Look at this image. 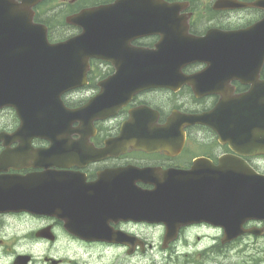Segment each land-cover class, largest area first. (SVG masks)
<instances>
[{
	"label": "flooded vegetation",
	"instance_id": "obj_1",
	"mask_svg": "<svg viewBox=\"0 0 264 264\" xmlns=\"http://www.w3.org/2000/svg\"><path fill=\"white\" fill-rule=\"evenodd\" d=\"M75 1L63 0L66 17L115 0L90 2L79 10ZM250 9L252 18L240 25L231 23L236 10L168 13L172 21L144 28L135 23L140 17L135 11L105 14L98 23L105 31L100 41L104 55L90 60L83 87L62 95L69 108L86 107L99 97V108L93 107L95 112L87 113L82 124L71 123L65 112L63 125H39L32 135L20 130L15 107H1L0 258L13 254V264H215L217 258L220 264H262L263 258L254 255L235 260L236 241L223 242V226L199 220V199L190 188L199 174L226 178L215 174L223 157L243 159L264 174V45L257 43L255 55L248 54L251 38L244 34L233 38L243 47L236 53L216 30L245 29L263 19V10ZM112 19H122L123 28L116 31ZM187 25L196 38L184 34ZM68 26L73 32L69 37L84 30ZM163 33L193 44L194 56L177 63L171 87L162 85L165 79L146 76L124 84L111 79L117 63L130 65L137 48L157 50ZM222 99L225 141L214 128L187 120L212 111ZM233 121L240 122V131ZM161 130L165 139L148 147H124L119 140L123 131ZM24 184L35 196L22 200L26 207L18 211H4L1 194L8 185L22 193ZM157 211L167 214L158 219ZM245 225L263 227L264 222ZM204 230L219 234H199ZM8 243H31L33 252L9 251ZM161 257L165 263L158 262Z\"/></svg>",
	"mask_w": 264,
	"mask_h": 264
},
{
	"label": "water",
	"instance_id": "obj_2",
	"mask_svg": "<svg viewBox=\"0 0 264 264\" xmlns=\"http://www.w3.org/2000/svg\"><path fill=\"white\" fill-rule=\"evenodd\" d=\"M41 0H0V106L13 103L17 105L22 118V126L37 125L36 115L41 111L46 116L55 105V113L51 124H62L59 116L60 95L65 90L82 84L88 68V59L91 56L102 57L99 43L105 31L99 29V21L105 20V14L123 13L121 5H105L91 9H85L80 14L72 16L71 21L83 24L88 23L84 32L67 41L50 43L47 37V27L34 21L33 7ZM121 2L124 0H120ZM126 7L140 13L135 23L144 28L146 23H158L172 21L168 13H176L183 5L180 2L165 4L162 0H142L136 3L133 0L125 1ZM117 4V3H116ZM115 5V6H114ZM114 6V8H112ZM245 6H257L264 8V0L246 2L241 0H216L215 9L240 8ZM155 7H158L156 9ZM164 8V9H163ZM153 15L155 17L147 18ZM112 27L119 31L123 28L122 19H112ZM147 26V25H146ZM188 30V28H185ZM255 32V36L248 41V54L255 55L258 51L257 43L264 45V19L249 29ZM211 30L209 35H212ZM185 34V33H184ZM157 50L137 49L130 58V65L120 66L117 73L111 77L119 84H124L125 79H136L145 76L152 80L165 79L162 85L172 86L170 78L176 73L177 63L180 59L191 58L193 44L181 43L174 40L171 33L164 34ZM256 36L259 40L256 42ZM192 37V36H189ZM238 37V36H237ZM193 38V37H192ZM230 50L236 53L243 51L239 41L226 37ZM215 51H219L217 45ZM264 50V46H263ZM264 55V52H263ZM232 59H238L232 57ZM129 83H133L129 81ZM44 100L43 106L41 101ZM61 103V102H60ZM99 105V99L94 101L92 107ZM42 106V109H41ZM223 107H220L222 112ZM80 110L72 111L80 115ZM214 111L205 121L225 134V122L222 113ZM222 117L220 123L218 115ZM232 124L240 130L238 121ZM238 124V125H237ZM161 135V133H158ZM150 133L138 134L123 132L121 141L137 142L143 147L150 145L148 138ZM149 136V137H148ZM148 137V138H147ZM163 137V136H162ZM158 137V138H162ZM231 167L221 161L215 174H224L226 178L213 177L211 174L199 176L190 181V188L195 192L198 211L203 219L224 227V242L236 239L246 231L261 234L264 228L245 229L244 223L249 219L264 220V175L257 173L248 164L231 159ZM226 165V166H225ZM227 167V168H226ZM177 184V183H176ZM7 186L1 194L4 210L22 208V200L35 196L28 186L24 184L22 193L10 190ZM186 213H193L190 209H184ZM166 211H157L158 218L166 215ZM201 217V218H202Z\"/></svg>",
	"mask_w": 264,
	"mask_h": 264
},
{
	"label": "rangeland",
	"instance_id": "obj_3",
	"mask_svg": "<svg viewBox=\"0 0 264 264\" xmlns=\"http://www.w3.org/2000/svg\"><path fill=\"white\" fill-rule=\"evenodd\" d=\"M63 0H55L54 4H57V14L60 13V9L65 8V4H62ZM80 2H85V0H79ZM206 1L209 0H196V6L200 8H203V11L205 10V3ZM51 7V6H50ZM50 7L45 6V9H48ZM236 17L232 19L231 23L233 25H240L243 23H246L247 21H249L253 14H252V10H243V11H239V12H235ZM57 25L59 27L54 28L53 30V35L55 38H65L67 35H69V33L72 31L71 27L68 26L67 24L65 25L63 20H59ZM19 227L17 225V228L19 230ZM12 231V230H11ZM203 233H210L213 235H218L219 232L216 230L212 231V230H204L201 231L199 234H203ZM249 246V249H247V247ZM5 247H7L9 249V251L11 250H17V251H22V252H33V245L31 243H18V244H12V243H8L7 245H5ZM251 247V249H250ZM232 253L234 254V257H237L238 261H242L244 259H246L249 255H254L257 258L261 257L263 258V262L262 264H264V237L263 238H254V236H246V239H242V240H238L235 242V244H233L232 247ZM233 257V258H234ZM159 263H165V259H163L162 257L158 259ZM221 258H217V261L215 264H220ZM14 261V255L13 254H9L7 253L6 256H3L2 258H0V264H13ZM34 264H38L37 262ZM174 264V263H173Z\"/></svg>",
	"mask_w": 264,
	"mask_h": 264
}]
</instances>
